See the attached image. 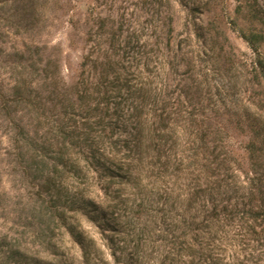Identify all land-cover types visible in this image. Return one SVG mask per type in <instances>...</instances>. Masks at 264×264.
Returning <instances> with one entry per match:
<instances>
[{"label":"rangeland","instance_id":"obj_1","mask_svg":"<svg viewBox=\"0 0 264 264\" xmlns=\"http://www.w3.org/2000/svg\"><path fill=\"white\" fill-rule=\"evenodd\" d=\"M241 32L258 36L264 57V0H0V264H135L133 250L138 264H212L186 255L189 237L204 229L203 198L238 209L245 180H264V83ZM160 113L175 120L178 142L204 134L197 158L187 144L176 149L175 136L167 146L145 142L140 175L107 189H119L114 210L125 232L103 236L68 211L67 223L86 237L84 254L54 200L63 188L112 197L93 169L44 183L58 127L81 134L87 119L102 118L120 126L118 136ZM180 118L190 119L184 128ZM191 217L200 229L187 228ZM228 223L226 235H206L207 252L223 264H264V240L242 234L264 224Z\"/></svg>","mask_w":264,"mask_h":264},{"label":"trees","instance_id":"obj_2","mask_svg":"<svg viewBox=\"0 0 264 264\" xmlns=\"http://www.w3.org/2000/svg\"><path fill=\"white\" fill-rule=\"evenodd\" d=\"M254 12V11H253ZM256 14L259 15V12L255 11ZM254 12V13H255ZM255 14V15H256ZM262 19V17H261ZM240 36L243 40L248 44L249 48L255 54V67L257 71V75L264 83V57L261 56L259 51L258 44V36L255 33L247 34L245 32H241ZM6 108V100L4 99V94L0 92V110H4ZM151 110V109H149ZM163 114H157L158 118L156 120L150 121V118L145 117L143 122L141 120H136L134 125V132H127L124 126L123 129L120 130L118 136H115V129H118L120 126H117L115 123L111 124L108 122L105 123L101 118L95 119L94 121L84 122L83 129L84 131L80 134L75 131V126L71 128H65L66 126L62 125L58 127V135L61 137L59 147L56 146L55 150H52L53 156L51 157V169L49 173H47L44 177L46 180L44 183L48 186H54L48 180H62V177L65 172H72V175L76 178H81L83 176L87 177L89 170L93 169L98 177L104 178L107 180V185L102 187L104 190V195L108 197H112L106 200H97L90 198L84 193V190L77 192L75 195L68 194L67 189L62 190V195L60 198L55 199L56 203L55 207L58 209L57 217L62 221L63 225H67V229L70 231L74 240L81 245L83 249V253L87 254L88 248H86L85 235L80 230H75V226L71 223H67V213L68 211H74L79 216L85 217L90 221H93L98 227L101 229V233L103 234L105 230L115 231L117 233H122L126 231L127 222L120 221L118 212L114 209L117 207L116 201L113 199L118 197L117 193L119 189H116L112 192H108L110 184L114 182V179L119 180H134L140 175V171H142L141 161L144 157V150H142L143 146H145V142L148 141V145H155L156 141L160 142L163 145H168L169 141H171L175 136L174 146L176 149L179 145L187 144L189 155L188 157L196 159L199 154V148H201L204 134H186V138L178 142L180 135L176 133V125L170 124L175 120L169 121L168 119L163 118ZM133 117V116H132ZM87 118H89L87 116ZM188 118H180L179 121H182V128L189 123L190 119ZM126 120L132 121L127 118ZM151 122L147 126V131L149 133L144 134L143 128L141 127L142 123ZM178 123V121H177ZM123 124V122H122ZM180 126V124L178 125ZM108 129V132H106ZM141 131V133H140ZM22 132L19 131L18 135H21ZM127 132V133H126ZM126 133V134H125ZM175 133V134H174ZM200 141V144L198 143ZM66 142L68 145L66 146ZM159 143V144H160ZM40 147V146H39ZM78 147V150H75ZM180 147L178 148V150ZM176 151V150H175ZM184 151V150H182ZM79 154L81 156H79ZM41 157H46L45 152L42 153L40 151ZM174 159L177 156V151L173 153ZM180 160V159H178ZM83 162L84 164H81ZM191 165V163H189ZM82 175V176H81ZM241 207L237 209V207L233 206L231 201L228 199H214L212 197L203 198V211L205 213L203 217L202 226L204 229L200 232V234H194L189 237L188 244L186 248L190 249L191 252H187V256L195 257L194 255L205 256L206 260H211L212 264H223L222 259L216 256L211 255L208 251L209 245V236L211 232H223L224 235L228 233V230L225 229V226H229V221H237L236 227H245L248 224V221L258 222L261 225L264 224V180H258V178H252L249 180H245ZM210 194L209 189L207 187L203 190ZM105 196V198H106ZM107 201V204L104 202ZM226 201V203H225ZM58 203V205H57ZM60 203V204H59ZM59 206H62L63 209L59 210ZM109 216V217H108ZM111 217V218H110ZM77 218V217H76ZM186 223L187 228L189 229H200L194 228L193 223L195 221L194 217ZM113 219V220H112ZM214 225H218L222 228L216 229ZM224 226V227H223ZM246 228V227H245ZM247 230L242 233L246 235L245 237H253L254 235L257 239H263L261 236L264 230L256 231L254 229ZM192 232V230H191ZM225 237V236H223ZM253 237L252 239H256ZM111 242V246L114 244V240L109 238ZM262 241V240H261ZM193 246H197V248H192ZM195 249V250H194ZM202 249V251H200ZM203 249L206 250L203 252ZM127 258L129 257L132 260L133 257H136V263L138 264V253L136 250L127 254ZM124 264H131L130 261H125Z\"/></svg>","mask_w":264,"mask_h":264}]
</instances>
